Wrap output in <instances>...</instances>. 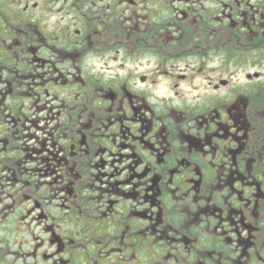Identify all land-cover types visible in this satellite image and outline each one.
Segmentation results:
<instances>
[{
    "label": "flooded vegetation",
    "instance_id": "flooded-vegetation-1",
    "mask_svg": "<svg viewBox=\"0 0 264 264\" xmlns=\"http://www.w3.org/2000/svg\"><path fill=\"white\" fill-rule=\"evenodd\" d=\"M0 264H264V0H0Z\"/></svg>",
    "mask_w": 264,
    "mask_h": 264
}]
</instances>
